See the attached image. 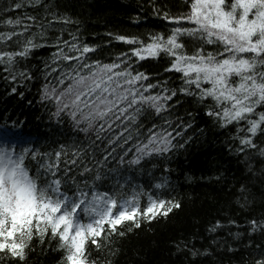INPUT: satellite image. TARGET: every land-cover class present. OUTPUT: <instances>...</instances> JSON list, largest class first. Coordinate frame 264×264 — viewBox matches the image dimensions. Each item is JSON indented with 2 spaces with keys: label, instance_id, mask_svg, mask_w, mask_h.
Masks as SVG:
<instances>
[{
  "label": "snow or ice",
  "instance_id": "1",
  "mask_svg": "<svg viewBox=\"0 0 264 264\" xmlns=\"http://www.w3.org/2000/svg\"><path fill=\"white\" fill-rule=\"evenodd\" d=\"M183 3L173 14L152 0L161 30L107 32L102 46L58 0H0V83L23 99L41 81L37 102L61 130L50 141L24 135L19 121L0 124V264H28L46 248L61 254L57 264H112L93 253L115 257L118 241L182 209L168 162L191 141L201 111L234 129L228 150L244 174L230 190L240 209L264 204V0ZM113 42L127 48L111 50ZM248 225L238 264H264V239H253L264 238V218ZM174 246L193 260L210 255Z\"/></svg>",
  "mask_w": 264,
  "mask_h": 264
},
{
  "label": "trees",
  "instance_id": "2",
  "mask_svg": "<svg viewBox=\"0 0 264 264\" xmlns=\"http://www.w3.org/2000/svg\"><path fill=\"white\" fill-rule=\"evenodd\" d=\"M62 10H67L83 21L84 35L89 42L106 46L107 32L125 35H145L151 30H161L163 22L153 15L152 0H58ZM158 7L166 6L171 13L186 11L183 0H155ZM31 11V10H29ZM139 17L140 23H133ZM126 45L113 42L111 50L126 49ZM109 49L102 53L107 55ZM49 49H41L38 56L47 57ZM39 64L40 62L37 61ZM151 73L162 72L163 64L145 62ZM42 66V65H41ZM41 81L31 84V90L21 99L18 95L8 97L0 83V124L4 121H19L24 135L41 137L55 141L61 130L52 124L49 126L47 114L38 104V88ZM23 90V89H21ZM32 101L31 104L28 102ZM188 110L192 109L186 105ZM182 113L184 108L180 110ZM46 122L49 129H44ZM43 125V126H42ZM14 131V130H11ZM234 129H219L204 116L202 111L194 121L186 136L191 141L185 149L172 156L168 162L172 169L170 180L175 194L182 198L183 207L176 210L166 220L142 225L118 241L120 252L115 257L93 253L108 259L112 264H238L242 255L247 256L242 244L247 242L248 221L264 218V204L259 200L249 209H240L236 196L230 190L244 174L238 158L229 152L230 133ZM162 169L155 173L160 175ZM217 176L221 179L218 181ZM147 180V177H145ZM235 221L233 224L231 221ZM219 221L222 225L215 233L208 229ZM244 235L241 241L235 239V233ZM255 243H261L259 234L253 237ZM213 240L216 243H213ZM186 242L189 247L208 249L210 255L193 260L187 251L177 252L176 242ZM227 241V244L224 242ZM229 246L241 249L238 253L228 252ZM60 253L54 249H37L29 257L28 264H57Z\"/></svg>",
  "mask_w": 264,
  "mask_h": 264
},
{
  "label": "bare ground",
  "instance_id": "3",
  "mask_svg": "<svg viewBox=\"0 0 264 264\" xmlns=\"http://www.w3.org/2000/svg\"><path fill=\"white\" fill-rule=\"evenodd\" d=\"M7 96L10 97L9 95H7ZM44 124H45L44 126L42 125L43 128L46 129V130L49 129L48 126H47V124H46V122ZM46 138L48 139V137H46Z\"/></svg>",
  "mask_w": 264,
  "mask_h": 264
}]
</instances>
